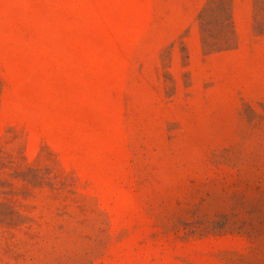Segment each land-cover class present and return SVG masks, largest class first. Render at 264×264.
<instances>
[{"label":"rangeland","instance_id":"1","mask_svg":"<svg viewBox=\"0 0 264 264\" xmlns=\"http://www.w3.org/2000/svg\"><path fill=\"white\" fill-rule=\"evenodd\" d=\"M0 264H264V0H0Z\"/></svg>","mask_w":264,"mask_h":264}]
</instances>
